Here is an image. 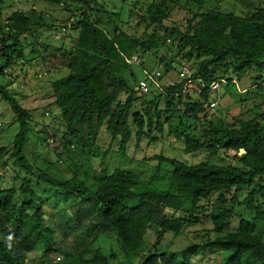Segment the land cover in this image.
Here are the masks:
<instances>
[{
    "label": "trees",
    "instance_id": "obj_1",
    "mask_svg": "<svg viewBox=\"0 0 264 264\" xmlns=\"http://www.w3.org/2000/svg\"><path fill=\"white\" fill-rule=\"evenodd\" d=\"M33 1L64 7L75 18L71 27L77 33L71 50L57 49L67 74L53 80L49 89L64 131L58 137L43 130L46 137H52L66 152L73 148L90 160L102 128L123 149L131 141L138 148L144 139L150 144L158 137L173 136L182 143L180 152L193 155L204 151L207 160L187 164L155 156L159 164L172 168L164 192L139 191L136 175L119 169L89 177L85 171L78 174L74 163L77 172L68 179L35 171L24 153L32 116L0 86V99L18 126L12 148L0 149V157L7 156L12 169L25 174L13 177L18 189L0 190V264H29L28 253L40 248L45 255L60 254L55 264H125L113 253L110 236L117 241L120 254L136 258L135 264H193L194 258L207 254L215 257L214 264H264V240L258 230L264 223V104L255 108L252 117L241 113L230 123H205L204 119L214 101L212 83L223 80L221 86H234L233 81L254 72L253 87H264V6L251 8L240 0H221L240 3L244 12H196L184 25L167 28L163 9L151 4L140 25L154 30L144 40L134 33L110 30L99 17L105 12L97 0ZM3 5L0 0V21ZM39 25L45 26L44 17L34 9L18 11L4 24L0 76L8 71L10 83L20 75L25 77L29 68H36L28 56L38 50L27 41ZM62 29L66 26L60 27V34ZM161 45L176 47L181 59L190 61L194 56L195 65L188 77H180L164 93L156 97L151 91L141 94L135 88L136 66H128L126 60L150 55ZM42 61H46L44 57ZM16 68L24 73L13 75ZM188 85L197 98L187 90ZM220 154L230 157L236 166L209 161ZM5 166L3 162L2 168ZM31 178L44 187L42 192L33 187ZM242 192L246 196L240 202ZM61 206L73 210L79 226L65 220ZM240 206L253 217L241 219L237 231L228 232L234 209ZM50 208L56 210L54 228L45 219ZM208 214L214 237L206 244L190 243L171 253L158 248L166 234L179 236L187 225L199 223L198 218ZM96 231L101 232L94 237L95 249L82 248L79 237ZM149 231L156 237L154 243L146 241Z\"/></svg>",
    "mask_w": 264,
    "mask_h": 264
},
{
    "label": "rangeland",
    "instance_id": "obj_2",
    "mask_svg": "<svg viewBox=\"0 0 264 264\" xmlns=\"http://www.w3.org/2000/svg\"><path fill=\"white\" fill-rule=\"evenodd\" d=\"M98 4L105 13L99 15L100 19L106 26L111 29H117L126 33H134L137 37L146 40L152 34L154 28L145 29L143 24L140 25L141 16L146 15V9L151 4L160 5L163 9L166 19L164 26L172 28L174 26H182L185 20L196 12H205L209 10H219L222 13L241 15L244 12L242 5L237 2L221 1V0H199L195 3L191 0H97ZM243 4L256 8L258 5L264 6V0H240ZM40 13L44 17L45 26H36L32 29L28 36L27 43L35 45L36 51L29 59L36 68H29L25 77L12 79L10 83L9 72L0 76V86L5 87L11 95H13L21 105V107L32 116L31 131L28 135V143L25 148V156L29 164L35 171H46L51 175L59 178L68 179L76 171L74 163L78 165V174L84 171L92 177L94 173H111L113 170L119 169L130 172L137 177V189L139 191H159L164 192L168 189L172 168L168 164H159L154 159L155 156L165 158H173L187 164H197L207 160L206 152L202 151L193 155H187L180 150L183 149L182 143L177 141L173 136L158 137L156 143H148L146 139L137 148L135 141H131L124 149L121 148L118 140H113L111 136L102 128L97 135L95 146L92 150L90 160L79 156L75 149H71V153L66 152L60 143L54 141L50 144L52 137H46L43 130H47L52 135L61 136L64 131L59 110L53 107V98L50 96V83L55 79L66 76L67 70L61 67L62 58L57 49L71 50L74 46L76 35L71 27L74 22L70 12L59 5L50 3L33 1V0H4L2 19L0 21V37L3 34L4 24L18 11L29 12L31 10ZM74 15V14H73ZM66 26L67 32L60 34V27ZM160 31L159 29H157ZM163 33V31H160ZM44 46H47L46 48ZM56 50L55 56L51 54ZM45 58V62L42 61ZM156 57V58H154ZM141 67L136 66V76L139 79L143 76L142 71L149 72L161 71L162 77L151 86L152 97H156L164 93L165 89L181 80L180 74L182 69L186 68L191 73V67L195 65V58L190 61L181 59L177 56V48H169L165 45L158 46L150 55L144 57ZM3 62L0 61V67ZM52 69L49 73L47 69ZM27 68H25L26 70ZM143 69V70H141ZM20 68H16L13 75L22 74ZM36 76V77H35ZM254 77L256 73L250 72L241 80H236L234 86L222 85L217 92L213 94L214 100L217 101V107L214 110H207L205 114V123L227 122L230 123L233 118L241 113L248 112L247 116L252 117L256 111L255 108L264 104V87H253ZM246 90H249L246 92ZM194 98L197 95L194 90H190ZM254 93V94H251ZM264 106V105H263ZM264 110V107H263ZM47 114V115H46ZM18 126L15 116L0 99V149L10 150L13 145V139L17 133ZM197 132L199 130L197 129ZM43 142V140H45ZM240 155L242 154L239 153ZM213 164L217 165H234L236 163L228 156L221 155L209 159ZM6 166L2 168V164ZM77 172V171H76ZM18 170L12 169V163L7 156L0 157V190H4L14 186L19 188V183L13 181V177ZM24 177V173H19ZM33 187L38 192H42L44 187L36 183L35 178H31ZM52 194V192H51ZM246 196V192H242L239 201L242 202ZM55 203L52 199L51 203ZM64 206V205H63ZM62 209L63 216L67 222L72 225H78L70 208ZM264 210V208H263ZM56 210L50 208L45 213V219L49 226L54 228V213ZM253 214L246 210L243 206L234 209V216L230 222L228 232H236L241 219L250 220ZM199 223L187 225L182 234L174 236L166 234L160 242L159 249L167 252H175L181 250L190 243L204 245L213 239L211 233L210 215L200 216ZM258 230L264 240V223L258 225ZM96 231L94 233H99ZM82 233V232H81ZM101 234V233H100ZM92 232L88 235L79 237L80 246L90 251L94 250L96 243ZM111 237L110 246L114 248V254L119 255L125 264H135L136 258L133 255H127L126 258L120 254V247L113 236ZM103 237H100V243H103ZM156 240L152 231L146 235V241L154 243ZM97 241V245L99 244ZM108 243V239L106 241ZM61 257L58 253L45 255L43 249L29 252L27 262L29 264H55L57 258ZM89 258V256H87ZM193 264H214L215 257L204 255L192 260Z\"/></svg>",
    "mask_w": 264,
    "mask_h": 264
},
{
    "label": "built area",
    "instance_id": "obj_3",
    "mask_svg": "<svg viewBox=\"0 0 264 264\" xmlns=\"http://www.w3.org/2000/svg\"><path fill=\"white\" fill-rule=\"evenodd\" d=\"M67 32L66 29L61 30V34H65ZM169 42V40L167 41ZM144 57H140L138 55L133 56L132 58L126 60V63L128 66H140L144 62ZM142 78L138 79L135 85V88L137 91H139L141 94H148L151 91V86L156 84V81L160 80L162 77L161 71H153L149 72L147 70L142 71ZM189 76V71L184 68L181 71L180 77L186 78ZM225 83V81H216L210 85V91L212 93H215L219 90L221 87V84ZM233 83H236L233 81ZM191 87L188 85L187 90H189ZM217 107V101L214 100L209 104V110H214ZM47 115V114H46ZM50 144H53L52 140L50 141ZM59 260V258H57Z\"/></svg>",
    "mask_w": 264,
    "mask_h": 264
},
{
    "label": "crops",
    "instance_id": "obj_4",
    "mask_svg": "<svg viewBox=\"0 0 264 264\" xmlns=\"http://www.w3.org/2000/svg\"><path fill=\"white\" fill-rule=\"evenodd\" d=\"M94 235H96V233H94ZM99 235V234H98ZM128 255H131V254H128Z\"/></svg>",
    "mask_w": 264,
    "mask_h": 264
},
{
    "label": "clouds",
    "instance_id": "obj_5",
    "mask_svg": "<svg viewBox=\"0 0 264 264\" xmlns=\"http://www.w3.org/2000/svg\"><path fill=\"white\" fill-rule=\"evenodd\" d=\"M9 239H11V238L9 237Z\"/></svg>",
    "mask_w": 264,
    "mask_h": 264
}]
</instances>
